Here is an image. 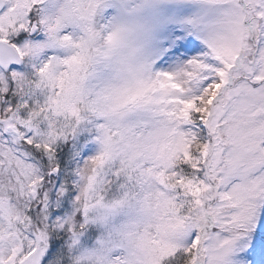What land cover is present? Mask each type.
I'll return each instance as SVG.
<instances>
[{"label":"snow or ice","instance_id":"obj_1","mask_svg":"<svg viewBox=\"0 0 264 264\" xmlns=\"http://www.w3.org/2000/svg\"><path fill=\"white\" fill-rule=\"evenodd\" d=\"M0 264H264V0H0Z\"/></svg>","mask_w":264,"mask_h":264}]
</instances>
